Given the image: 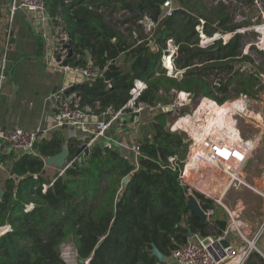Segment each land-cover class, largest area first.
Here are the masks:
<instances>
[{
  "label": "trees",
  "instance_id": "1",
  "mask_svg": "<svg viewBox=\"0 0 264 264\" xmlns=\"http://www.w3.org/2000/svg\"><path fill=\"white\" fill-rule=\"evenodd\" d=\"M204 1L177 0L174 15L165 17V0H45L51 23L70 38L73 56L66 60L68 67H86L92 61L104 71L102 78L77 84L70 91L76 94L74 100L81 110L99 117L108 110H121L134 80L147 83L141 100L151 108L174 106L172 91L189 93L196 102L208 98L220 105L241 94L259 96L264 80L258 72L263 70L234 72L237 64L252 61L236 59L246 43L244 36L237 35L225 46L197 48L195 26L202 15L210 24L219 21L222 30L233 28L224 8H208ZM127 4L143 6L145 17L154 22L150 32ZM169 39L178 47L175 67L185 70L181 77L168 76L161 64ZM122 56L125 66L120 65ZM216 78L227 80L218 87ZM153 112L144 115L151 117ZM177 113L176 108L159 109L153 118L139 123L138 166L119 147L98 140L89 154H83L62 175L59 171L50 175L46 160L65 145L70 149L69 160L75 157L78 142L68 139L66 129L38 140L33 153L16 158L0 154L10 175L0 179L4 191L0 226L12 228L0 236V264H65L59 252L63 243L74 244L83 264H159L151 255V244L168 259L187 243L189 230L208 235L207 225L187 206L180 167L174 170L168 161L181 158L184 147V136L169 129ZM126 178L129 182L123 183ZM44 186H48L46 192ZM204 202V209L213 206ZM30 203L33 209L25 212Z\"/></svg>",
  "mask_w": 264,
  "mask_h": 264
},
{
  "label": "built area",
  "instance_id": "2",
  "mask_svg": "<svg viewBox=\"0 0 264 264\" xmlns=\"http://www.w3.org/2000/svg\"><path fill=\"white\" fill-rule=\"evenodd\" d=\"M211 6L224 8V14L229 17L233 28L229 31L222 30L219 21L210 24L204 17L205 15H202L197 18L195 26L197 48L206 50L217 44L225 46L237 35H242L246 43L236 59L242 60L248 57L252 61H242L237 64L234 72L238 70L241 73L256 74L261 63L264 65V0H212ZM18 10H25L35 16L36 24L39 26L45 28L49 23L51 24V19L46 13L45 0H21L19 5L12 6L10 25L5 32L0 54V98L4 94V84L8 79L9 53L13 47L11 42L13 38L12 16ZM175 10L173 1L165 0L163 16H173ZM140 23L147 33L154 27V22L147 17L141 18ZM55 31L59 35L56 48L57 59H61L60 62L56 59V64L62 67V62L67 60L66 45L70 43V38L67 34H60L59 29ZM250 34L252 37L248 38L247 35ZM45 36L44 33L42 37ZM178 56V47L173 39H169L162 54L161 64L170 77H181L185 71L176 70L175 60ZM195 66L201 65L195 64ZM66 68L68 69V66ZM71 70L80 77L81 83L93 82L102 78L104 74V71L95 66L92 61L86 67L71 68ZM260 77L264 79L263 74H260ZM227 78H216L214 84L220 87ZM146 90L145 81L134 80L126 105L117 112L108 110L102 117L91 114L90 110H81L79 102L74 100L76 94L68 96L62 90L59 94H55V98L60 102L55 112L53 125L48 131L66 129L68 139L78 142L77 148L87 144L91 149L98 140L107 139V146L124 148L132 152V159L138 166L141 157L140 146L136 142L127 144L108 138L107 133L122 119L132 120V128L136 130L143 120L144 113L151 114L147 111L151 107L141 100ZM172 93L176 95V98L174 106L170 107H173V110L176 108V112L180 113H177V118L170 124L169 129L173 133L184 135V147L181 158L175 156L169 158L168 161L174 170L180 167L178 169L179 179L181 184L187 188V196L193 195L197 198L207 216L206 225L217 228L218 233L206 236L201 233L193 234L185 245L173 251L165 264H251L255 256L260 257L264 262V214L254 225L243 216L246 210L243 200H240L235 208L225 203L230 191L239 190L243 186L264 199V171L259 178L260 184L256 182V186L249 185L243 178L248 161L264 140L263 119L257 118L255 121L252 119L255 113L254 105L251 104L252 98L244 94L232 98L220 105L224 107L231 103V109L219 114L212 111L213 106H217V102L203 98L198 101L199 104L195 109L193 108L191 113L181 114L188 105L192 103L195 106L197 102L189 93L176 91ZM217 97L221 98L220 95ZM170 107L159 105L157 108L167 112L171 111ZM246 118L252 120V125H256L254 133L249 137H243L240 128L241 120ZM46 136L47 132L5 128L0 129V144L6 142L13 144L20 155L33 153L35 143ZM76 160H79L76 156L73 160H69L63 173ZM0 170L7 171V164L0 161ZM211 188H216L219 195H212ZM47 189L48 186H44V192ZM204 201L215 202L217 205L213 203L214 206L204 209ZM216 206H219L226 215V219L223 220L227 223L225 230L216 224V221H220L217 219ZM33 207L34 204L30 203L24 211L28 212ZM11 231L10 225L0 226V236ZM225 242L227 246L224 245ZM59 252L65 264L80 263L74 244H61Z\"/></svg>",
  "mask_w": 264,
  "mask_h": 264
},
{
  "label": "crops",
  "instance_id": "3",
  "mask_svg": "<svg viewBox=\"0 0 264 264\" xmlns=\"http://www.w3.org/2000/svg\"><path fill=\"white\" fill-rule=\"evenodd\" d=\"M20 2L21 0H0V54L5 32L10 25L12 6L19 5ZM11 24L13 47L9 53L8 79L4 84V94L0 98V129L22 128L28 132H47L48 135L51 133L48 130L53 125L60 102L55 98V94L70 89L68 96H74L75 93L70 91L77 84H81V79L71 67L67 69L56 64L59 35L52 23L44 28L36 24L35 16L31 13L18 10L12 16ZM44 33L46 36L42 37ZM260 69L262 70V67ZM260 74L264 75V68ZM260 96L264 98V91ZM259 106L257 104L252 116L254 121L257 118L263 119L260 110L264 107ZM259 108L261 109L257 111ZM132 127V120L122 119L108 131L107 137L127 144L136 142L139 128L134 130ZM131 135L134 139H131ZM101 140L106 142L107 139ZM122 153L128 158H133L132 152L124 148ZM0 154H13L15 158L20 156L15 146L7 142L0 144ZM56 170V166H47L50 175L52 172L55 174ZM7 172L0 170V179L10 177ZM245 204L247 205L246 202ZM225 217V213L221 212L217 219L223 221Z\"/></svg>",
  "mask_w": 264,
  "mask_h": 264
},
{
  "label": "rangeland",
  "instance_id": "4",
  "mask_svg": "<svg viewBox=\"0 0 264 264\" xmlns=\"http://www.w3.org/2000/svg\"><path fill=\"white\" fill-rule=\"evenodd\" d=\"M172 1H173L174 6H177V0H172ZM211 1L212 0H205L204 1L208 8L211 7ZM247 37L251 38L252 34L247 35ZM257 58H259V57L257 56ZM119 61H120V65L125 66L126 60H125L124 56H122ZM261 67H262V70H263V68H264L263 63H261L259 69ZM213 77H214V75L210 76V79L212 80ZM261 94H262V92H261ZM219 95H221V94H219ZM260 95L259 96H255V97H251L252 98L251 104L254 105V110H256L257 104L260 105L259 107H264V98L262 96H260ZM198 104L199 103L197 102L195 104V106H193L192 103H191V105H188L186 107V109H185L183 114L191 113V111H193V108L195 109V107ZM217 105L220 106V104H218V103H217ZM159 109L160 108H149L147 111H149V112H153L154 111L153 114L151 115V117H149V115L145 114L142 118L143 119L153 118L154 115L158 114V110ZM260 109L261 108L257 109V111H259ZM260 111H261L260 112L261 113L260 116L263 117V121H264V109L260 110ZM252 112H254V111H252ZM145 116H148V117L145 118ZM251 123H252V120L249 119V118L241 120L240 128L242 130L243 137H246V136L249 137L255 131L256 125L255 124L252 125ZM131 139H134L133 136H131ZM263 169H264V140H262V142L258 145L256 151L253 153L252 157L248 161V163H247V165H246V167L244 169V172H243V175H244L243 178L245 179V181L249 185L256 186L255 185L256 182H257V184H260L259 178H260V174H261ZM58 171H59V169L57 168L56 172H58ZM56 172H55V174H56ZM55 174H54V172H52L53 176ZM240 200H244L247 203V205H248V207H247L245 202L242 201L244 203L245 209H246L244 211L243 216L248 221L252 222L254 225L257 224V222L260 220V218L264 214V199L261 196H259L258 194L254 193L248 187L243 186L239 190L230 191L228 193L226 199H225V203L229 207L235 208ZM213 203H214V205H217L215 202H213ZM215 210H216L217 214H220L221 212L222 213L224 212L219 206H216ZM206 232L208 233V235H215V234L218 233V229L215 228V227H212V226H207ZM254 260L257 261V262H260L261 258L258 257V256H255Z\"/></svg>",
  "mask_w": 264,
  "mask_h": 264
},
{
  "label": "water",
  "instance_id": "5",
  "mask_svg": "<svg viewBox=\"0 0 264 264\" xmlns=\"http://www.w3.org/2000/svg\"><path fill=\"white\" fill-rule=\"evenodd\" d=\"M126 7L131 8L132 10H134L138 17L140 18H144L146 16L144 8L142 5H139L138 7L133 6L132 4H127ZM66 48L68 49V57H72L73 56V52L70 50L69 44L66 45ZM85 54L87 56L88 59L91 58V55L89 53L88 50L85 51ZM58 62L61 61V59H57ZM62 67H67L68 63L65 60L64 62H62ZM70 89H66L65 90V95L68 94ZM170 110H173V107H170ZM90 152V148L87 144L82 145L81 147H78L76 150V154L75 156L78 157L79 159L82 158V155L85 154H89ZM70 158V149L68 146H64L61 150V152L53 157L47 158L46 160V164L47 166H56L59 169V175L63 174V171L66 169L67 167V163L69 161ZM30 176V175H29ZM129 179L126 178L123 183H128ZM4 197V191L3 189L0 188V201L3 199ZM188 208L190 209L191 213L197 217L201 223L203 225L207 224V216L204 212V210L201 208L199 201L197 200V198L193 195H189L188 196V203H187ZM216 224L222 229L225 230L226 229V221H216ZM193 236V233L189 230V238H191ZM225 246H227V242L224 243ZM151 255L153 257H155L159 264H165L167 261V257L165 254H163L155 244H151ZM80 263H84L83 260H80Z\"/></svg>",
  "mask_w": 264,
  "mask_h": 264
},
{
  "label": "bare ground",
  "instance_id": "6",
  "mask_svg": "<svg viewBox=\"0 0 264 264\" xmlns=\"http://www.w3.org/2000/svg\"><path fill=\"white\" fill-rule=\"evenodd\" d=\"M231 107H232L231 103L227 104L224 107L219 106V105H217V106L214 105L213 108H212V111H214L215 113L219 114L220 112H226L227 110L231 109ZM211 193H212V195H216V196L219 195L217 193V189L216 188H211Z\"/></svg>",
  "mask_w": 264,
  "mask_h": 264
}]
</instances>
